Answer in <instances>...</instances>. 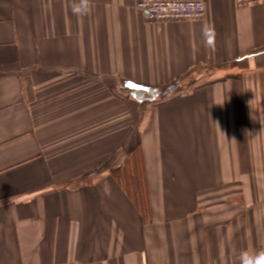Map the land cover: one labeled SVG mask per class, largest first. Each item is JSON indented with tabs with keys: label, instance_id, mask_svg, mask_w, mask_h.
<instances>
[{
	"label": "crops",
	"instance_id": "1",
	"mask_svg": "<svg viewBox=\"0 0 264 264\" xmlns=\"http://www.w3.org/2000/svg\"><path fill=\"white\" fill-rule=\"evenodd\" d=\"M136 1L81 16L79 0H0V264H242L264 249V1L157 24ZM136 150L147 214L101 167Z\"/></svg>",
	"mask_w": 264,
	"mask_h": 264
},
{
	"label": "built area",
	"instance_id": "2",
	"mask_svg": "<svg viewBox=\"0 0 264 264\" xmlns=\"http://www.w3.org/2000/svg\"><path fill=\"white\" fill-rule=\"evenodd\" d=\"M264 0H235L238 8L260 4ZM136 9L147 22L200 21L206 14L205 0H137Z\"/></svg>",
	"mask_w": 264,
	"mask_h": 264
},
{
	"label": "trees",
	"instance_id": "3",
	"mask_svg": "<svg viewBox=\"0 0 264 264\" xmlns=\"http://www.w3.org/2000/svg\"><path fill=\"white\" fill-rule=\"evenodd\" d=\"M227 66V64H218L214 69H220ZM174 85L175 84L171 85V87ZM168 88L167 90L166 88L150 90L149 92H146V94L153 98H164L171 94V92H174V88L169 89L170 92L168 91ZM112 174L117 180L123 183L129 196L135 201L138 207L147 214L149 212V201L145 179V167L141 150L133 152L123 168H118Z\"/></svg>",
	"mask_w": 264,
	"mask_h": 264
},
{
	"label": "rangeland",
	"instance_id": "4",
	"mask_svg": "<svg viewBox=\"0 0 264 264\" xmlns=\"http://www.w3.org/2000/svg\"><path fill=\"white\" fill-rule=\"evenodd\" d=\"M212 72H214V68H207V67L200 68L199 70L196 71L195 74H190L186 78H182L183 79L182 81L184 82L183 84L191 85V88H192L194 85L200 83L204 78L207 77V75H209ZM182 81H178L172 87L169 86L168 91H169V89L176 88L177 85H179ZM144 97L146 98L147 102H146V104L144 103V104H140V105H141L142 109L147 111L148 113H150L152 111V109H154L155 105H157L156 102L160 101V99H161V98H153V97L149 96L146 93H145L144 96L141 97L142 100L145 99ZM114 160H115L114 162H111V160H109V162L103 164V166H101L103 168V170L105 168L106 169L107 168L110 169L112 167L113 170L116 171L118 168H123V166L125 165L126 161L128 160V157L122 158L121 153L117 152V153H115ZM100 176L101 175H99V178H100ZM96 179H97V177H88L87 179L83 178L82 182H86V180L88 182L89 181H95Z\"/></svg>",
	"mask_w": 264,
	"mask_h": 264
},
{
	"label": "clouds",
	"instance_id": "5",
	"mask_svg": "<svg viewBox=\"0 0 264 264\" xmlns=\"http://www.w3.org/2000/svg\"><path fill=\"white\" fill-rule=\"evenodd\" d=\"M91 10L90 0H79L72 6V11L77 15H86ZM242 264H264V249L255 252L249 251L241 254Z\"/></svg>",
	"mask_w": 264,
	"mask_h": 264
}]
</instances>
